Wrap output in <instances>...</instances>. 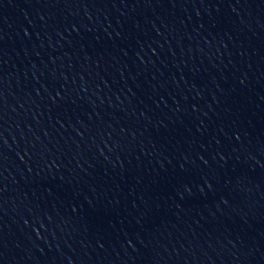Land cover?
Wrapping results in <instances>:
<instances>
[{
	"label": "water",
	"instance_id": "1",
	"mask_svg": "<svg viewBox=\"0 0 264 264\" xmlns=\"http://www.w3.org/2000/svg\"><path fill=\"white\" fill-rule=\"evenodd\" d=\"M0 264H264V0H0Z\"/></svg>",
	"mask_w": 264,
	"mask_h": 264
}]
</instances>
